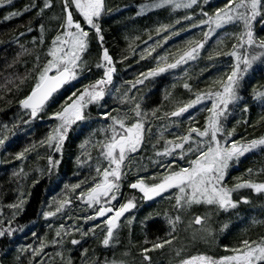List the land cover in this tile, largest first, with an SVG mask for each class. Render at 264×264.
<instances>
[{"label": "trees", "instance_id": "obj_1", "mask_svg": "<svg viewBox=\"0 0 264 264\" xmlns=\"http://www.w3.org/2000/svg\"><path fill=\"white\" fill-rule=\"evenodd\" d=\"M159 2L104 0V11L97 20L102 43L95 29L74 14V20L89 33L88 48L82 54L83 69L76 80L46 103L36 118L19 102L52 59L48 52L65 22L63 0H50L49 8L44 7L45 0H12L0 5V139L4 140L0 144V231L5 232L0 236V264H178L195 255L221 259L234 255V249H246L242 241H264V193L252 188L233 191L231 199L236 207L228 210L216 205L203 207L202 203L177 210L176 190L170 189L155 203H147L138 191L129 189V184L141 177L148 185L159 183L169 171L161 164L171 163L177 171L189 166L188 162L195 158L193 153H187L185 159H180L181 149H175L171 156L157 153L182 143L178 138L191 127L202 130L211 115L207 111L211 102L205 100L181 117L166 114L191 102L197 94L222 91V81L236 63L229 54H242L248 48L241 43V36L247 40L242 22L220 28L201 23L210 17L215 19L217 10L224 8L228 0H197L191 8L160 7ZM189 16L192 19H185ZM251 31L257 42L264 40V7L251 22ZM209 32L196 59L174 69L167 67L204 42ZM104 49L116 69L104 98L84 108L85 119L71 125L59 152L47 143L41 145L59 124L51 115L62 111L63 100L80 94L86 85L103 77L104 68L96 65ZM160 68L166 71L159 72ZM153 70L158 74L145 79ZM138 79L144 82L133 88ZM185 83L191 91L184 87ZM258 92H264V57L253 62L245 73L238 91L240 99L229 105L222 119V143L228 132H234L227 140L228 146L231 141L243 145L264 137V101L256 98ZM136 104L146 114L144 141L138 152L130 153L125 161V175L115 201L121 206L133 199L136 206L118 222L115 238L105 246L102 241L106 224L100 218L86 219L95 215L100 205L90 208L85 202L94 179H101L96 167H109L100 155V142L112 135L109 126L113 122L103 114L126 117L125 124L130 126L136 121ZM115 127L122 131L118 125ZM49 156L59 163L50 166ZM244 182L264 183V146L230 161L225 185L231 189ZM77 184L81 187L73 190ZM82 191L84 197H80ZM67 200L71 204L58 212L57 208ZM21 202L22 207H12ZM49 212L54 215L46 216ZM177 216L180 220L174 227L170 221ZM196 216L205 218L202 224L194 223ZM73 239L80 243L73 245ZM164 240L172 242L146 253L151 259L145 261L143 249Z\"/></svg>", "mask_w": 264, "mask_h": 264}, {"label": "snow or ice", "instance_id": "obj_2", "mask_svg": "<svg viewBox=\"0 0 264 264\" xmlns=\"http://www.w3.org/2000/svg\"><path fill=\"white\" fill-rule=\"evenodd\" d=\"M4 3L10 4L12 0H0V5ZM195 4H197V0H160L158 6L172 5L174 8H191ZM73 5L76 11L83 17L84 23L95 29L101 43L103 41L97 20L104 11V0H63V11L66 14L65 22L61 25L63 31L53 40V47L48 52V55L52 59L48 60L39 72L37 82L32 88L31 93L19 102L22 108L26 110L30 109V114L33 118H36L44 110L46 103L59 88L76 80L83 69L82 54L88 48L89 33L84 30L80 22L74 20L73 12L70 10ZM51 6L50 0H45L44 7L49 8ZM261 7H264V0H239V2L228 0V4L224 8L217 10L215 19L210 17L208 21L201 22L215 24L217 28L223 27L228 23L242 22L247 30L245 33L247 40H244L243 36H241V43H246L248 48L244 49L242 54H238L237 51L229 54L235 58L236 63L231 73L227 75L226 80L222 81V91L197 94L196 98L191 102L176 111H172L170 114H166V116L170 117H181L205 100L211 102V107L207 108V111L211 115L208 117L207 123L202 130L197 127H191L186 135L178 138L183 141L182 143L174 144L171 150H167L163 154L157 153V155L171 156L175 149H181L180 159H185L189 152L193 153L195 158L188 162L189 166L181 167L177 171L172 168L171 163L168 165L161 164L162 167L169 169V171L159 183L148 185L145 183L144 178L141 177L135 183L129 185L132 189H138L143 193V197L146 200L160 197L168 190L175 188L182 194L175 197L176 204L174 207L177 210L200 203L216 205L222 210H228L229 208L236 207V203L231 199V193L241 187L252 188L257 193H264V183L254 184L244 182L235 185L231 189L224 183L230 161L233 159L238 160L245 153L264 146V137L254 139L243 145H240L237 141H231V146H228L227 140L234 135V132L227 133L225 137L226 142L224 143L219 138L225 132L222 119L226 118L229 105L240 99L238 91L245 73L251 68L253 62L264 57V51H250L254 48L264 50V40L257 42L251 31V22L260 14ZM13 15L16 14L13 13ZM204 15H207V13H204ZM185 19L190 20L192 17H185ZM177 22L179 23V21ZM72 29L75 30L73 31ZM210 34V32L205 33L204 42L198 43L190 51L185 52L179 60L168 64L167 67L174 69L183 63H187L189 60L196 59L199 55V50L204 47V43ZM233 47L234 49L236 48L235 45ZM113 64V59L109 55L108 50L104 49L101 62L96 65L98 68H104L103 77L96 80L95 83L86 85L84 90L73 100L72 104L65 107L63 111L53 113L52 118L59 120L60 123L49 134L47 140L41 142V145L47 143L50 148L54 147L55 151L59 152L61 150L63 141L71 125L76 121L85 119L83 114L84 108L88 104L99 103L104 98L106 85L112 83L113 73L116 71L115 67L112 66ZM241 64L243 68H241ZM164 71H166L165 68L159 69V72ZM157 74V71L153 70L144 78L147 79L148 76H155ZM143 82V80L138 79L132 87L135 88L136 84H142ZM184 87L191 91L189 84L185 83ZM256 98L264 101V92L256 93ZM244 110L247 111V108ZM133 111L135 112L136 121L130 126L125 124L126 117H113L108 112L103 114L105 119H111L113 122L109 126L112 135L107 141L100 142V155L108 162L109 167L103 169L99 165L96 167V173L101 179L99 181L94 179L93 186L88 189L85 202L90 208L100 205L99 211L93 216L86 217V219L105 218L106 234L102 241L105 246H109L115 238V229L119 226V219L136 206L132 199L122 204L119 208L112 206V202L116 201L120 195V182L125 175L123 171L125 161L129 158L130 153L138 152L144 141V133L146 131L144 115L146 114L141 112L139 104H136ZM153 115H155V112ZM116 125L122 131H117ZM193 133L195 137H193ZM196 137L199 139H196ZM205 138H207V143H205ZM3 143L4 140L0 139V144ZM186 144L188 145L187 148H185ZM48 160L50 166L59 163V161L53 160L51 156L48 157ZM172 163L175 162L173 161ZM112 165L114 167H111ZM81 183H86V181H82ZM80 187L81 184L74 185L73 190ZM84 195L82 191L80 197H84ZM69 204H71V200L63 202L57 208V211H62ZM105 205L109 206L106 207ZM12 207H22V202ZM109 213H112V215H108ZM45 215L51 216L54 213L49 212L45 213ZM204 219L196 216L194 223L202 224ZM179 220L180 217L177 216L175 221H170V223L175 227V224ZM61 228H63V225ZM8 234L11 235V231ZM84 234L86 235V233ZM3 235H5V232L0 231V236ZM59 235L60 232L57 231V236ZM171 242V240L158 241L153 244L151 249H143L144 260L150 261L151 259L146 253L163 248L166 244H171ZM71 243L76 245L80 241L73 239ZM242 246L246 247L247 250L244 251L241 248L234 249L233 251L238 253L237 255L222 257L220 260L208 256H197L183 260L181 264H233V262L235 264H264V242L242 241Z\"/></svg>", "mask_w": 264, "mask_h": 264}, {"label": "flooded vegetation", "instance_id": "obj_3", "mask_svg": "<svg viewBox=\"0 0 264 264\" xmlns=\"http://www.w3.org/2000/svg\"><path fill=\"white\" fill-rule=\"evenodd\" d=\"M67 85H68V84H67ZM67 85H66V86H67ZM66 86H65L64 88L60 89L59 91H57L56 93L61 92L63 89L66 88ZM56 93H55V95H56ZM53 97H54V96H53ZM75 98H76V96H69V95H68V96L63 100V103H64V104H63V107L65 106V104H66L69 100H71V99H75ZM49 100H50V99H49ZM76 122H77V121H76ZM169 191H170V190H168L167 192H169ZM167 192H165L164 194H166ZM139 194L141 195L142 200L145 201V202H147V203H155V202L157 201L156 199L159 198V197H156V198H154V199H151V200H148V201H147V200L144 199V197H143V195H142L141 193H139ZM105 206H109V205H105ZM112 206H114L115 208H119V207H120V206H119V202H115V201L112 202ZM99 208H100V206H99ZM99 208H98L97 211H99ZM125 214H126V213H125ZM125 214H124V215H125ZM108 215H112V214H108ZM123 217H124V216H122V218H123ZM122 218H121V219H122ZM121 219H120V220H121ZM100 220H102L103 223H104L105 218H104V217H101ZM120 220H119V221H120ZM119 221H118V222H119ZM104 224H105V223H104Z\"/></svg>", "mask_w": 264, "mask_h": 264}, {"label": "rangeland", "instance_id": "obj_4", "mask_svg": "<svg viewBox=\"0 0 264 264\" xmlns=\"http://www.w3.org/2000/svg\"><path fill=\"white\" fill-rule=\"evenodd\" d=\"M70 10L73 12V16H74V14H77L78 16H81L77 11H76V9H75V6L73 5L71 8H70ZM81 18H83L82 16H81ZM77 95H79V94H77ZM76 94L75 95H72V96H77ZM59 123H60V121H59ZM113 167H114V165H113ZM173 190H176V193L178 194V195H182L181 193H179V190L178 189H175V188H173ZM130 200V199H129ZM128 200V201H129ZM133 200V199H132ZM134 203H135V201H134ZM193 205H199V204H193ZM192 205V206H193ZM202 205H203V207H204V205L205 206H210V205H208V204H204V203H202ZM128 218V217H127ZM130 218V217H129ZM127 220V219H126ZM264 242V241H263ZM244 251H246L247 250V248L246 249H243ZM238 253H234V255H237ZM197 256H204V255H195V257H197ZM209 257V256H208ZM192 258V257H191ZM188 259H190V258H188ZM185 260H187V259H185ZM217 260H220V259H217ZM178 264H181V263H178ZM233 264H235V262H233Z\"/></svg>", "mask_w": 264, "mask_h": 264}, {"label": "water", "instance_id": "obj_5", "mask_svg": "<svg viewBox=\"0 0 264 264\" xmlns=\"http://www.w3.org/2000/svg\"><path fill=\"white\" fill-rule=\"evenodd\" d=\"M67 84H68V83H67ZM67 84L63 85V86H62L61 88H59L57 91H59L60 89L64 88ZM31 91H32V90H31ZM31 91L27 94V96L31 93ZM57 91H56V92H57ZM56 92H55V93H56ZM55 93L52 95V97L55 96ZM27 96H26V97H27ZM52 97H51V98H52ZM51 98H50V99H51ZM73 100H75V99H71V100H69V101L65 104V106L63 107V109H64L65 107H68L69 105H71L72 102H73ZM63 109H62V111H63ZM29 110H30V109H29ZM51 116H52V115H51ZM132 183H135V182H132ZM132 183H130V184H132ZM130 184H129V185H130ZM129 189H130V190H134V191H136V192L138 191L139 193H141L138 189H132L131 187H129ZM141 194L143 195V193H141ZM155 198H156V197H155ZM144 199H145V198H144ZM153 199H154V198H153ZM145 200H146V199H145ZM147 201H148V200H147ZM106 207H107V206H106ZM109 214H112V213H109ZM121 218H122V217H121ZM121 218H120V219H121ZM120 219H119V220H120Z\"/></svg>", "mask_w": 264, "mask_h": 264}]
</instances>
